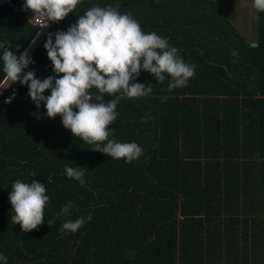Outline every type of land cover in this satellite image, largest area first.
I'll return each instance as SVG.
<instances>
[{"label":"trees","instance_id":"16d2710c","mask_svg":"<svg viewBox=\"0 0 264 264\" xmlns=\"http://www.w3.org/2000/svg\"><path fill=\"white\" fill-rule=\"evenodd\" d=\"M22 3L0 0V43L18 45L19 55L35 37L24 71L40 79L53 75L46 34L66 30L94 4L130 13L196 67L170 92L167 76L156 82L141 71L137 82L152 92L119 100L112 135L143 150L129 163L90 149L59 114L44 115L27 83L0 87V252L8 264H264V11L248 42L215 0H82L37 36ZM71 163L85 170L84 184L66 177ZM16 179L45 185L44 219L53 224H13L8 192ZM69 200L71 216L57 215ZM88 213L76 232L59 231L64 219Z\"/></svg>","mask_w":264,"mask_h":264},{"label":"clouds","instance_id":"9594fccd","mask_svg":"<svg viewBox=\"0 0 264 264\" xmlns=\"http://www.w3.org/2000/svg\"><path fill=\"white\" fill-rule=\"evenodd\" d=\"M11 3V0H3ZM82 0H23L21 10H31L32 17H39L41 26L49 21L62 20L73 12ZM257 12L264 11V0H252ZM38 36L39 33L37 32ZM35 43V37L29 44ZM9 41L0 43V87L13 82L27 83V95L44 115L52 118L59 114L62 126L72 136H77L113 159L123 158L124 163L135 161L142 154V147L135 141L122 142L112 135L115 129L109 125L116 119L119 100L146 97L152 92V84L137 82L141 71H147L156 82L168 78L167 91L186 86L195 76L194 63H186L181 49L168 42V37L154 31H143L136 18L117 7L92 5L79 15L66 30L57 29L45 36L42 47L51 64L53 75L40 79L34 70L24 71L34 61L28 48L16 54L8 48ZM231 55L237 56L233 49ZM62 73V75H55ZM48 90L45 95L44 90ZM113 96L106 102L103 95ZM167 96L161 97V102ZM142 120L144 117L141 118ZM84 169L73 163L64 165L67 178L85 183ZM36 175V172H30ZM45 185L37 180L30 183L16 179L8 192L13 215L11 221L21 231L48 225L55 218L44 219V208L49 201ZM72 201L64 203L57 215L71 216ZM92 219L91 213L76 219H64L59 231L76 232ZM0 264H8V257L0 252Z\"/></svg>","mask_w":264,"mask_h":264},{"label":"rangeland","instance_id":"374dc122","mask_svg":"<svg viewBox=\"0 0 264 264\" xmlns=\"http://www.w3.org/2000/svg\"><path fill=\"white\" fill-rule=\"evenodd\" d=\"M215 1L248 42L257 39L258 12L252 7V0Z\"/></svg>","mask_w":264,"mask_h":264},{"label":"built area","instance_id":"2783aa9c","mask_svg":"<svg viewBox=\"0 0 264 264\" xmlns=\"http://www.w3.org/2000/svg\"><path fill=\"white\" fill-rule=\"evenodd\" d=\"M32 15H33V13H32V11L30 12V14H29V16H28V20H29V22L31 23V24H33V25H36V26H38L39 27V30H38V33H39V35L46 29V27L48 26V24L51 22V21H49L48 23H47V25L46 26H41V25H39L41 22H42V20L39 18V17H32Z\"/></svg>","mask_w":264,"mask_h":264},{"label":"water","instance_id":"95a60500","mask_svg":"<svg viewBox=\"0 0 264 264\" xmlns=\"http://www.w3.org/2000/svg\"><path fill=\"white\" fill-rule=\"evenodd\" d=\"M39 36V35H38ZM37 37V36H36ZM35 40H36V38H35ZM32 45V44H31ZM31 45H29V47H28V49L31 47Z\"/></svg>","mask_w":264,"mask_h":264}]
</instances>
